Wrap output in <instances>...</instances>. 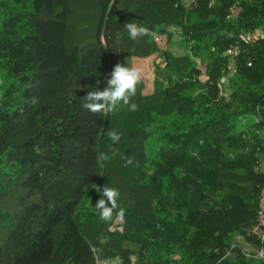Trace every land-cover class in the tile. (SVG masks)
<instances>
[{
    "label": "trees",
    "instance_id": "1",
    "mask_svg": "<svg viewBox=\"0 0 264 264\" xmlns=\"http://www.w3.org/2000/svg\"><path fill=\"white\" fill-rule=\"evenodd\" d=\"M93 1L100 19L85 64L83 48L68 44L70 0H0V13L31 19L29 28L0 15V264H101L89 241L66 256L62 248L65 224L103 198L96 189L111 115L83 104L107 87L104 73L121 61L131 22L124 0ZM176 1L178 24L152 8L166 22L150 46L160 51L157 66L172 67L179 58L166 29L175 25L191 67L172 73L171 120L150 155L140 151L156 160L153 210L116 223L140 240L126 243L121 264L131 256L142 264H264V0ZM224 76L232 81L220 90ZM33 119L38 128L28 135Z\"/></svg>",
    "mask_w": 264,
    "mask_h": 264
},
{
    "label": "rangeland",
    "instance_id": "2",
    "mask_svg": "<svg viewBox=\"0 0 264 264\" xmlns=\"http://www.w3.org/2000/svg\"><path fill=\"white\" fill-rule=\"evenodd\" d=\"M191 1L183 0L186 5H189ZM70 7L72 14L69 18L68 44L70 47L80 46L83 48L86 64L88 62V44L95 42L100 9L93 0H70ZM153 7H157L162 17L175 24H178V20L182 17L176 0H124V9L131 18L130 23L142 24L157 33L159 27L166 20L154 15ZM0 15L1 19L5 21L16 20L18 23L21 22L20 24L24 23L27 27H31L30 15L10 11H4ZM13 25L15 28L20 27L16 23ZM166 30L171 35L169 50L174 57L179 58L177 62L178 60L179 62L183 61L181 66H178L179 63L176 62L172 67H168V70H164L165 60L157 66V63L162 60L159 59L161 54L159 50H155L153 53L149 36L141 37L135 41L130 38L129 34L122 38V59L119 63L141 69L142 77L141 83L137 85L136 95L131 98V103L137 105V110L132 111L130 105L126 106L121 103L116 110L109 113L112 130L119 133L121 139L118 143L113 144L106 136L101 144V158L105 170L101 189L104 186H109L119 190L118 209L125 208L126 215L134 213L145 217L150 215L153 210L152 196L155 194V189L149 182L156 160L151 156H149L150 158L142 157L140 151L144 153L145 150L150 155L149 151L154 147L157 130L171 120L173 114L166 96L172 88L171 85L177 81V77L172 73H177L179 67L182 69L181 72L185 73L191 67L190 60L185 57L189 54V50L179 43L180 38L175 35L178 31L175 25ZM159 37L160 35H157L156 40L160 39ZM230 53L228 54L230 55ZM195 61L200 65L199 60ZM85 73L86 71L78 76L79 81H83ZM108 74L109 71L104 73L106 79ZM5 79L6 74L1 77V82L8 81ZM223 79H225V83L219 86L220 90L229 88L232 81L231 76H224ZM202 80L206 81L207 77H203ZM36 98L37 103L44 100L42 96ZM29 113L26 117L27 122L30 121L29 118H34L32 108ZM37 128L38 124L33 119L24 131L30 135ZM126 157L133 158V163L127 167H125L124 159ZM95 205L91 201L87 202L78 216L72 217L65 224L62 229L63 236H65L62 238L63 247H60L65 250L64 255L66 256L69 250H78L89 241L95 247L101 264H121V256H130L124 248L126 243L140 240L138 237L130 235L126 227L116 225L118 221L115 219L111 222L102 221ZM131 257L132 259L129 260L131 264H142L140 256ZM61 264H65V261L62 260Z\"/></svg>",
    "mask_w": 264,
    "mask_h": 264
},
{
    "label": "clouds",
    "instance_id": "3",
    "mask_svg": "<svg viewBox=\"0 0 264 264\" xmlns=\"http://www.w3.org/2000/svg\"><path fill=\"white\" fill-rule=\"evenodd\" d=\"M123 29L128 32L132 40H138L141 37L149 36L157 38V33L149 28L135 22H126ZM142 71L136 67H129L117 63L106 79L107 87L100 91H90L86 98L83 107L93 114L111 113L117 109L122 103L130 105L132 111L137 110V105L131 103V98L136 95L137 85L141 83ZM37 98H32V103H37ZM108 138L113 144L120 141L121 136L114 130L107 132ZM125 167L133 163V158L126 157ZM96 191L102 194V199L96 202L95 208L99 210V218L105 222L116 221L123 222L126 215V209L120 207L118 209L117 200L120 197V192L117 188L104 186L102 189L97 187ZM118 209V211H117Z\"/></svg>",
    "mask_w": 264,
    "mask_h": 264
},
{
    "label": "built area",
    "instance_id": "4",
    "mask_svg": "<svg viewBox=\"0 0 264 264\" xmlns=\"http://www.w3.org/2000/svg\"><path fill=\"white\" fill-rule=\"evenodd\" d=\"M241 39H242L244 42H247V41H248V39H247V37H246L245 35H242V36H241ZM229 52L233 53L232 55H235V54H236V51H235V52H234V51H229ZM231 53H230V54H231ZM263 254H264L263 251H261V252H260V255L263 256Z\"/></svg>",
    "mask_w": 264,
    "mask_h": 264
}]
</instances>
